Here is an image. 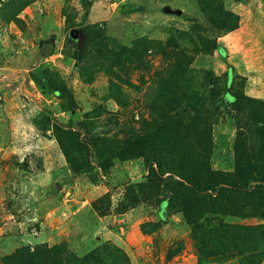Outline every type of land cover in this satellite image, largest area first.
I'll return each mask as SVG.
<instances>
[{
    "label": "rangeland",
    "instance_id": "1",
    "mask_svg": "<svg viewBox=\"0 0 264 264\" xmlns=\"http://www.w3.org/2000/svg\"><path fill=\"white\" fill-rule=\"evenodd\" d=\"M252 177L264 0H0V264H264Z\"/></svg>",
    "mask_w": 264,
    "mask_h": 264
},
{
    "label": "trees",
    "instance_id": "2",
    "mask_svg": "<svg viewBox=\"0 0 264 264\" xmlns=\"http://www.w3.org/2000/svg\"><path fill=\"white\" fill-rule=\"evenodd\" d=\"M246 1V0H242ZM142 10V7L138 4H132L128 3L123 6V13L124 14H130L133 12H138ZM220 54L223 56V58L226 57L225 53L226 50L224 47L219 46ZM106 169V167H104ZM181 179L176 180V183L179 185L186 187L188 185L189 187L196 188L198 186V178L196 176V173L193 172L191 176H188L186 174H176ZM261 177H252L253 182H264L263 179H260ZM220 184H227L229 186L238 187V183L236 181H232L230 183L225 181H220ZM208 190H212L211 187L207 188ZM218 194L220 192L218 191ZM17 254H23L25 257L24 264H68V261L71 262H83L86 261L91 255L86 257H77L76 255L71 254L67 251V249H64L60 246H55L53 248H47V247H39L31 250L30 248H24L22 250H19ZM66 260V261H65Z\"/></svg>",
    "mask_w": 264,
    "mask_h": 264
},
{
    "label": "water",
    "instance_id": "3",
    "mask_svg": "<svg viewBox=\"0 0 264 264\" xmlns=\"http://www.w3.org/2000/svg\"><path fill=\"white\" fill-rule=\"evenodd\" d=\"M166 11L167 12H173V13H176V14H182V10H180V9H172L171 7H167Z\"/></svg>",
    "mask_w": 264,
    "mask_h": 264
}]
</instances>
